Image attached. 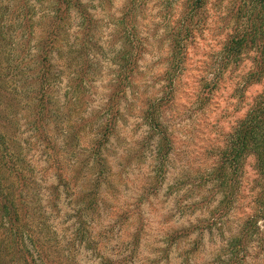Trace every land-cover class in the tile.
I'll use <instances>...</instances> for the list:
<instances>
[{
    "label": "rangeland",
    "instance_id": "rangeland-1",
    "mask_svg": "<svg viewBox=\"0 0 264 264\" xmlns=\"http://www.w3.org/2000/svg\"><path fill=\"white\" fill-rule=\"evenodd\" d=\"M83 1L91 5L95 16L102 21L103 31L109 34L114 28L110 19L119 16L124 0ZM236 4V0H209L206 24L188 48L185 68L176 78L172 101L163 114V122L172 136V149L162 183L161 160L156 157L158 141L151 137L143 112L148 106L146 103L161 96L156 90L168 56L166 45L160 40L166 12L161 14V0H152L146 5L140 27L149 39V47L140 62L138 94L130 96L134 107H129L134 110L122 104L123 118L102 151L109 172H106V182L100 185L97 215L87 228L91 231L92 243L97 244L96 249H88L83 239L74 240L77 231L71 197L60 196L59 212L51 208L48 188L55 183L53 169L49 167L43 145L28 125V98L0 97V114L5 112L8 120L3 124L1 119L0 124V239L4 238L11 246L8 260L12 264H100L101 256L115 255L121 250V258L130 253L129 249L134 254L131 264L228 263L233 241L254 209V158L245 160L232 207L223 211L224 217L214 220L212 214L222 209L219 208L222 192L211 172L227 136L264 88V82L245 84V76L253 65V52L244 54L237 67L217 73L218 53L235 20ZM175 10L169 13L173 16ZM109 41L104 44V57H98L102 67L81 115L84 118L90 117L103 102L104 86L113 75L112 60L119 43L113 46ZM108 59L110 62H104ZM61 70H64L63 64ZM65 77L66 72L64 82L60 83L61 91H64ZM215 80L216 85L204 99L210 89L203 93L206 83ZM60 94V104H63V93ZM57 139L58 145L62 144V139L58 136ZM91 141L92 135L80 138L81 153L89 149ZM18 174L28 182L25 187H21ZM84 175L89 182L88 177L92 175L88 171ZM90 187L86 183L79 190ZM3 199L16 205L20 223L26 226L24 244L28 253L21 249L26 263L17 260L18 247L8 237L10 227L2 211ZM208 224L211 227L205 228ZM111 225H114L112 230ZM192 226L204 230H194L173 245H167L169 234ZM258 227L259 235L248 243L247 251L236 250L237 257L241 258L238 264H264V221ZM135 235L139 240L133 247Z\"/></svg>",
    "mask_w": 264,
    "mask_h": 264
},
{
    "label": "trees",
    "instance_id": "trees-1",
    "mask_svg": "<svg viewBox=\"0 0 264 264\" xmlns=\"http://www.w3.org/2000/svg\"><path fill=\"white\" fill-rule=\"evenodd\" d=\"M150 1L124 0L119 16L110 19L114 28L105 34L102 21L95 16L91 5L83 0H0V97L11 99L15 95L28 98V125L43 145L49 167L53 169L55 183L48 188L51 208L59 212L60 196L71 197L77 231L74 240L81 242L83 239L88 249H96L97 244H93L91 231L87 228L97 215L100 185L106 182V172H109L102 151L123 118L122 104L126 103L127 109L134 110L129 107H134L130 96L138 94L140 62L149 47V39L142 34L140 21ZM236 1L235 20L218 53L217 73L237 67L244 54L253 52V65L245 76V84L263 83L264 0ZM208 3L209 0H161V14L166 12L167 15L163 14L165 26L160 40L166 45L168 56L165 59L166 68L157 80L160 86L156 92H161V96L146 103L148 106L143 112L151 137H156L158 141L156 157L161 160V183L172 149V136L163 122L164 110L170 106L176 78L185 68L188 48L206 24ZM173 8L176 12L172 16L169 11ZM109 40L113 46L119 43L112 60L115 67L113 75L104 86L103 102L90 117L84 118L81 115L89 103L91 90L95 88L97 74L102 67V60L98 57L104 55V44ZM62 64L64 70H61ZM65 72L66 84L61 91L60 83L64 82ZM210 83H206L203 89L204 93L210 88L204 99L216 85V80L212 81V85ZM60 93H63V104H60ZM1 119L3 124L8 122L5 112L0 114ZM86 135H92V141L83 154L78 145L80 138ZM57 136L62 139L60 145ZM217 156L211 176L222 192L219 201V208L222 209L212 214L213 220L224 217L223 211L232 207L241 184L245 160L250 156L254 158V209L245 219L239 236L234 239L227 263L238 264L241 258L237 257L236 250L247 251L248 243L256 234L259 235V222L264 221V88L255 97L245 117L227 136L226 144ZM85 171L94 177L91 180L92 176H89V182L85 181ZM19 179L21 187L28 184L24 177L19 175ZM86 183H90L91 187L79 190ZM3 200L2 211L10 227L7 235L11 244L15 243L18 247L20 256L17 260L26 263L25 254L21 253V249L28 253L24 244L26 226L20 223L16 205L9 199ZM113 226L109 229L112 230ZM210 227L211 224H208L205 228ZM197 229L199 232L204 230L192 226L169 234L167 245H173L176 240ZM133 240L135 247L139 239L135 235ZM129 251L121 258V250L115 255L101 256L100 264H131L134 254L131 249ZM11 253V246L4 238L0 239V264H12L8 260ZM67 259L70 262V258Z\"/></svg>",
    "mask_w": 264,
    "mask_h": 264
}]
</instances>
